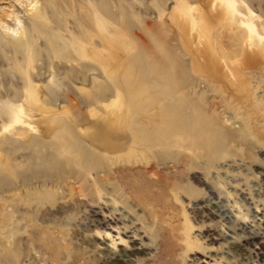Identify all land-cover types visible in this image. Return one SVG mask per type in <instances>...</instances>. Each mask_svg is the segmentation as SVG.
Wrapping results in <instances>:
<instances>
[{"label":"rangeland","instance_id":"obj_1","mask_svg":"<svg viewBox=\"0 0 264 264\" xmlns=\"http://www.w3.org/2000/svg\"><path fill=\"white\" fill-rule=\"evenodd\" d=\"M237 1L264 35V0ZM204 2L0 0V264H264V62L246 74L245 97L194 74ZM92 6L112 23L106 32ZM238 19L212 30L228 57L245 35ZM27 50L40 111L23 101ZM128 77L151 96L130 101ZM174 83L195 96L154 111ZM115 88L125 131L102 155L83 131L112 117ZM6 101L24 105L32 129L2 131ZM138 126L129 157L123 141L134 144Z\"/></svg>","mask_w":264,"mask_h":264},{"label":"bare ground","instance_id":"obj_2","mask_svg":"<svg viewBox=\"0 0 264 264\" xmlns=\"http://www.w3.org/2000/svg\"><path fill=\"white\" fill-rule=\"evenodd\" d=\"M206 10L202 8L201 14V26L204 28L203 38L199 36L198 41V50L197 53L193 54L190 53V62L191 67L194 74L199 75L200 77L208 78L209 81L213 83L223 82L228 84L230 87L233 88V91L236 94V97L241 95L240 97H245L248 95V85H247V77L248 74L252 69L256 68V66L262 64L264 62V50L261 48L260 40L264 41V35L259 34L257 30V26L254 23V14L251 12L249 8H246L245 14L241 13L238 10L239 2L237 0H205L204 2ZM190 7L186 3H182L180 5V10L183 12H190ZM178 10V9H177ZM91 16L94 20L95 27L99 32H106L109 29V26L112 25L111 22H107L105 17L100 13L94 6L91 7ZM236 15L239 19V27L244 32V37L242 38L240 44L235 47H239L235 50L236 55L233 57H228L226 54L219 50V46L213 42L212 39V30L218 23L221 24L227 21L232 20V16ZM178 23L181 28L182 32V46L184 50L190 51L187 44V37H186V25L183 20H181V15H179ZM230 24V22H229ZM231 25V24H230ZM221 26V25H220ZM259 40V41H258ZM74 40L70 41L69 47H73L72 50L75 53V56L80 59H85V51L83 49V44L81 42H77L76 45ZM50 44L52 42L50 41ZM33 60V53L27 50L25 59H24V66L18 68L23 75L24 80V87L22 90L23 94V101L28 106L35 107L36 110L38 109V102L40 100L39 91L37 90L33 83L31 82L29 75L27 74V68L29 67L31 61ZM19 71V72H20ZM110 79V78H109ZM132 77H128L125 83L128 86V92L130 96V101L135 100L134 98H139V102L145 98L150 97L151 95L147 94L145 90H135L132 83ZM167 80V77H166ZM52 81V80H51ZM113 81V79H112ZM176 80H174L175 82ZM223 88H226L224 85H221ZM119 89V88H118ZM115 88L114 96L112 99L111 106L114 109L112 111V117L109 120H102L101 123L96 122L95 129L93 131H89L86 133V129L83 131V136L87 137L95 146L101 150L100 154L106 155L109 152L107 150H112L117 152L119 149L120 143H118L119 139L121 138L120 133L123 131L124 135V122L126 121V115L123 113V122L121 118L119 119V113L121 115V105L123 102V109L125 108L124 98L122 97V93L120 90ZM167 89V88H166ZM190 90H194V88L184 87V85H177L170 90H165V92L158 93L156 95L158 97L157 102H154V111L160 108L162 112H167L168 107L174 104L176 100L181 101L183 99H187L190 97L195 96V93H191ZM41 93V92H40ZM239 94V95H238ZM184 101V100H183ZM134 104V102H133ZM2 106V104H1ZM24 105L18 102H4V107L6 109L8 122L3 125L2 131L6 133H10L12 130H17L18 126L26 125L28 128L32 129L33 127L30 123H26V119L24 120L23 117L27 116L25 114ZM131 105H129L130 107ZM149 107V106H148ZM140 109V108H139ZM138 109V110H139ZM147 111H143L145 113ZM146 114V113H145ZM163 114H160L162 116ZM28 117V116H27ZM26 117V118H27ZM145 117V116H144ZM147 119V117H145ZM34 123V122H33ZM123 123V128H122ZM87 124L91 125V121ZM139 128L129 127L128 130L134 139L133 143L126 144L123 141V154L133 156L134 153L138 151L137 144L143 138V130ZM142 129V130H141ZM21 135L26 132H20ZM4 137V136H1ZM5 138V137H4ZM1 138V139H4ZM124 138V136H123ZM92 149H94L92 147ZM96 151V150H95ZM94 178V176H93ZM101 181L105 180V176L103 178H99ZM129 187V185H123L124 187ZM130 188V187H129ZM131 189V188H130ZM257 215L255 216V218ZM125 220V219H124ZM256 220L264 226V215H260V217L256 218ZM126 221V220H125ZM109 236V233H107Z\"/></svg>","mask_w":264,"mask_h":264}]
</instances>
